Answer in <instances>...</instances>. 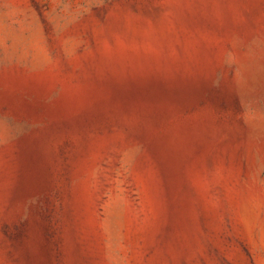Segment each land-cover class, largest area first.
<instances>
[{"label": "rangeland", "instance_id": "1", "mask_svg": "<svg viewBox=\"0 0 264 264\" xmlns=\"http://www.w3.org/2000/svg\"><path fill=\"white\" fill-rule=\"evenodd\" d=\"M0 264H264V0H0Z\"/></svg>", "mask_w": 264, "mask_h": 264}, {"label": "bare ground", "instance_id": "2", "mask_svg": "<svg viewBox=\"0 0 264 264\" xmlns=\"http://www.w3.org/2000/svg\"><path fill=\"white\" fill-rule=\"evenodd\" d=\"M247 76H248V77H247L248 81H252L253 78L256 77V73H255V72H252V73H249Z\"/></svg>", "mask_w": 264, "mask_h": 264}]
</instances>
